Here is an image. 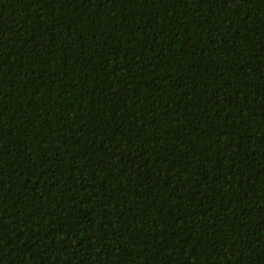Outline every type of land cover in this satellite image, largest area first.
Returning <instances> with one entry per match:
<instances>
[{"label":"trees","instance_id":"16d2710c","mask_svg":"<svg viewBox=\"0 0 264 264\" xmlns=\"http://www.w3.org/2000/svg\"><path fill=\"white\" fill-rule=\"evenodd\" d=\"M0 264H264V0H0Z\"/></svg>","mask_w":264,"mask_h":264}]
</instances>
